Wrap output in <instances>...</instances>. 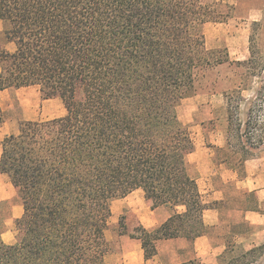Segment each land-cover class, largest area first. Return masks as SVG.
Returning a JSON list of instances; mask_svg holds the SVG:
<instances>
[{
  "label": "trees",
  "instance_id": "trees-1",
  "mask_svg": "<svg viewBox=\"0 0 264 264\" xmlns=\"http://www.w3.org/2000/svg\"><path fill=\"white\" fill-rule=\"evenodd\" d=\"M219 5L0 0L5 37L16 45L12 52L0 45V91L37 85L67 109L62 117L23 121L3 139L0 169L24 213L16 220L17 241H0V264H105L111 202L138 188L152 208L172 209L153 230L136 221L130 235L140 239L146 259L161 239L192 241L205 233L203 211L212 204L191 174L194 141L177 106L191 94L200 68L229 61L207 47L204 33L207 22L225 21ZM243 64L251 83L228 101L231 152L222 159L241 177L245 161L264 146V53L255 34ZM251 88L242 121L243 91ZM3 121L0 107V126ZM128 229L124 214L119 234Z\"/></svg>",
  "mask_w": 264,
  "mask_h": 264
},
{
  "label": "crops",
  "instance_id": "crops-1",
  "mask_svg": "<svg viewBox=\"0 0 264 264\" xmlns=\"http://www.w3.org/2000/svg\"><path fill=\"white\" fill-rule=\"evenodd\" d=\"M5 26L0 19V32ZM5 48L12 52L16 45L8 41ZM1 72L0 66V75ZM189 97L183 98L177 106L178 115L180 104ZM0 107L4 116L0 126V158L3 139L18 133L21 122L49 120L67 113L61 98L44 97L37 85L0 91ZM179 118L181 120L180 115ZM184 124L194 141V149L187 156L191 174L197 180L203 201L212 204L203 211L205 233L192 241L185 237L161 239L157 242L156 254L150 259L145 258L140 239L120 234L118 246L105 256V264H182L191 260L223 264L229 252L238 248L248 252L264 244V148H258L259 153L245 161V173L241 177L213 151V148L225 147L226 141H213L212 145L198 142L190 126ZM127 209H131L148 230L155 229L172 214V209L165 205L152 208L143 189L138 188L111 202L110 224L114 217L120 220ZM23 213L15 186L0 169V241L6 244L17 241L16 220Z\"/></svg>",
  "mask_w": 264,
  "mask_h": 264
},
{
  "label": "rangeland",
  "instance_id": "rangeland-1",
  "mask_svg": "<svg viewBox=\"0 0 264 264\" xmlns=\"http://www.w3.org/2000/svg\"><path fill=\"white\" fill-rule=\"evenodd\" d=\"M217 1L221 2L219 9L227 14V17L222 22L205 24L206 44L208 48L217 49L223 55L227 53L229 61L200 68L190 97L185 99L179 107L181 120L190 126L196 141L211 143V145L213 141H226L229 126L228 101L237 95L236 88L245 82L251 83L246 81V67L243 64L249 57L251 35H256L261 51L264 53V0ZM7 42L5 32L1 31L0 45L5 47ZM253 94V88L243 91L245 100L241 102L239 110L242 121L245 119L248 100ZM262 148L264 146L259 149ZM259 149L253 151V157L259 153ZM213 151L218 158L223 159L231 152V149L225 145L223 148H213ZM228 164L235 169L232 164ZM124 214L129 228L127 234H130L137 226L138 218L131 209L124 210L121 216ZM107 237L112 249L116 248L120 237L118 218L111 219ZM223 264H264V247H256L251 252L238 248L228 253Z\"/></svg>",
  "mask_w": 264,
  "mask_h": 264
}]
</instances>
